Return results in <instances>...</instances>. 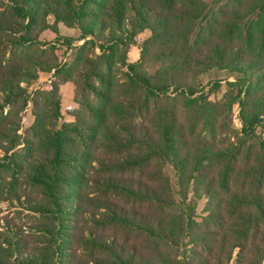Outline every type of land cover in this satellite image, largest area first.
Returning <instances> with one entry per match:
<instances>
[{"label":"trees","instance_id":"obj_1","mask_svg":"<svg viewBox=\"0 0 264 264\" xmlns=\"http://www.w3.org/2000/svg\"><path fill=\"white\" fill-rule=\"evenodd\" d=\"M0 264H264V0H0Z\"/></svg>","mask_w":264,"mask_h":264},{"label":"rangeland","instance_id":"obj_2","mask_svg":"<svg viewBox=\"0 0 264 264\" xmlns=\"http://www.w3.org/2000/svg\"><path fill=\"white\" fill-rule=\"evenodd\" d=\"M53 19L50 18L49 22L53 24ZM144 37H141L143 40ZM41 49L45 51L52 50L58 60L59 65L64 66L68 62L72 61L77 53V48L82 46L85 41L82 40V34L78 29H71L63 24L59 26V34H55L51 30H46L40 35ZM99 52V51H98ZM128 62L137 63L140 60V49L137 46H132L128 53ZM55 72H39L38 79L32 82L30 85L23 83L22 87L28 90L31 98L34 99L38 92H47L51 89L54 82L58 79L54 76ZM235 78L230 76L227 71L222 70H212L200 78V84L204 88L205 93H209V97L212 101H222L226 93V84L228 81H234ZM220 84L223 88L221 90L212 91L215 85ZM61 96H62V112L65 122H72L73 119L69 113L77 108L75 104L76 88L72 83H64L61 86ZM33 104L30 102L25 108V111L21 114L20 130L19 134L22 136L23 140L29 137V129L34 124L35 118L33 113ZM233 126L236 129H241V121L236 114L232 120ZM20 146L19 148H21ZM204 202L200 205V210L202 209ZM4 210L6 216L11 218H19L18 214L15 213L8 205H4ZM21 217V215H20ZM25 221H29L26 218Z\"/></svg>","mask_w":264,"mask_h":264}]
</instances>
